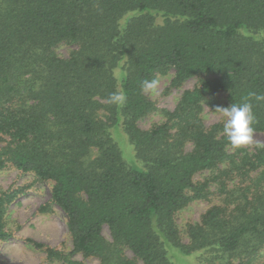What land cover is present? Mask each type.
<instances>
[{
  "label": "trees",
  "instance_id": "obj_1",
  "mask_svg": "<svg viewBox=\"0 0 264 264\" xmlns=\"http://www.w3.org/2000/svg\"><path fill=\"white\" fill-rule=\"evenodd\" d=\"M169 71L171 87L199 82L159 110L141 84ZM117 90L123 104L109 101ZM252 93H264V0H0V171L52 183L40 212H63L72 250L26 241L59 264H175L170 251L193 264H254L264 149H234L202 118L218 94L227 107L251 102L264 136V102ZM153 112L164 121L139 128ZM123 133L131 163L114 138ZM16 194H0V240ZM195 201L209 207L181 231L176 215Z\"/></svg>",
  "mask_w": 264,
  "mask_h": 264
},
{
  "label": "rangeland",
  "instance_id": "obj_2",
  "mask_svg": "<svg viewBox=\"0 0 264 264\" xmlns=\"http://www.w3.org/2000/svg\"><path fill=\"white\" fill-rule=\"evenodd\" d=\"M70 48L60 45L56 48V54L65 58L70 52ZM173 71L166 75L158 77V88L155 92H145L146 97L152 101L157 109L172 111L177 105L182 93L185 90L194 88L198 78H191L183 83L182 86L171 87ZM213 106L204 105L202 118L206 126L221 124V117L214 113L216 107H227L223 94L215 97ZM164 118L159 112H153L142 118L138 122L139 128L147 130L153 125L160 124ZM123 139L116 134L115 141L118 144L123 159L131 163L133 160V147L128 142L126 135L122 134ZM264 144V136L260 133H254L253 144L241 149L252 151L256 144ZM1 146V144H0ZM130 155V157H129ZM208 175L203 172L194 176V182L202 181ZM52 183L41 182L35 179L31 174H24L14 168L7 167L0 171V194L6 191H17L16 197L10 202L5 213V229L10 237L0 240V264H59L49 262L46 253L35 249L31 243L26 240L40 243L49 248L62 253H68L72 250V241L67 231L66 218L63 212L56 206L51 207V211L40 212L50 201ZM208 204L203 201H195L181 210L176 215L178 228L183 231L187 223L199 222L201 215L208 208ZM102 235L108 241H111L109 230L106 226L102 229ZM183 242L187 238L182 233ZM175 264H193L188 258H184L174 251H170ZM129 258L133 255L126 252ZM74 258L84 264H98L97 259L83 258L81 255H75ZM138 264H141L140 262ZM254 264H264V250Z\"/></svg>",
  "mask_w": 264,
  "mask_h": 264
},
{
  "label": "clouds",
  "instance_id": "obj_3",
  "mask_svg": "<svg viewBox=\"0 0 264 264\" xmlns=\"http://www.w3.org/2000/svg\"><path fill=\"white\" fill-rule=\"evenodd\" d=\"M141 88L145 92H155L158 88L156 79L144 80ZM256 102H264V93H252ZM110 103L123 104L126 96L122 90H117L109 97ZM214 113L222 120V134L234 149H241L253 144L255 129V114L251 102L240 104L231 103L228 107H216ZM257 148L264 149V144H256Z\"/></svg>",
  "mask_w": 264,
  "mask_h": 264
}]
</instances>
